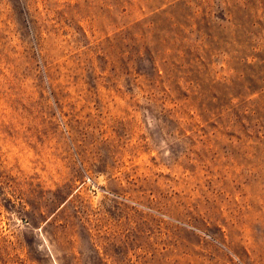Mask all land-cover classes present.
<instances>
[{"label":"rangeland","instance_id":"1","mask_svg":"<svg viewBox=\"0 0 264 264\" xmlns=\"http://www.w3.org/2000/svg\"><path fill=\"white\" fill-rule=\"evenodd\" d=\"M0 264H264V0H0Z\"/></svg>","mask_w":264,"mask_h":264}]
</instances>
